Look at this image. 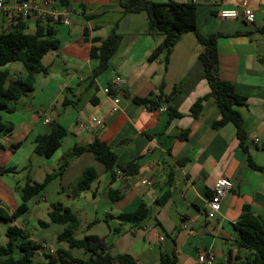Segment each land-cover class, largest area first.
I'll use <instances>...</instances> for the list:
<instances>
[{"label": "crops", "instance_id": "obj_1", "mask_svg": "<svg viewBox=\"0 0 264 264\" xmlns=\"http://www.w3.org/2000/svg\"><path fill=\"white\" fill-rule=\"evenodd\" d=\"M121 2L67 0L68 5L60 8L66 10L64 17L68 21H64L63 16L55 21L50 15L60 46L44 55L43 63L48 70L36 75L31 96L28 93L15 104L14 111L21 109L24 114L21 124L25 125L21 132L13 134L20 124L11 122V138L0 140L3 146L0 149V199L4 204L7 200L12 206L10 211L17 207L15 191L20 187L19 180L8 173L26 167L20 165L27 160L25 152L21 151L24 141L39 123L49 127L33 138L32 153L38 154L35 138L50 130L46 118L62 123L59 119L64 107L69 106L77 114L75 126L70 130L72 148L75 144L87 145L98 137L116 153L119 166L132 161L139 164L137 173L120 172L110 182L105 165L92 152L74 154L68 160L59 177L62 190L68 191V196L73 195L77 201L84 197L95 202L100 193L105 194L109 204L103 210L105 217L102 219L116 224L112 227L109 223V231L91 234L106 236L113 243L114 255L129 253L138 264H161V257L167 254L176 257L175 264H230L226 249L231 248L234 254L237 252L239 233L234 223L244 205H250L255 214L264 218V0H195L198 30L205 35L219 34L220 78L231 82L235 91L247 98L246 104L235 105L244 120L247 150L240 146L234 123L213 127L221 116L213 96L203 100L197 116L193 114L194 103L211 92L199 57L204 45L195 33L188 31L181 35L166 68L163 53L149 59L164 35L157 30L148 31V14L141 16L143 11L126 13ZM244 6L255 10L260 7L253 22L242 17L219 16L222 9ZM24 20L27 31L34 33L37 19L30 16ZM11 25L12 20L6 15L5 29ZM114 27L121 35L120 43L110 58L108 69L95 76L93 69L98 60L91 58L90 52L92 45L99 42H94L93 38H106ZM130 34L134 35L127 38ZM6 65L2 68L9 70L10 77H17L11 75L17 71H11ZM116 75L126 81L115 92L120 96L119 109L112 111V97L104 88ZM160 84H163L162 98L167 101L158 107L134 100L149 96ZM34 99L45 103L35 108ZM60 99L61 106H57ZM44 104L46 108L41 107ZM169 106L180 114L172 116ZM17 154L20 156L16 159ZM249 158L261 168L252 166ZM90 166L95 167L97 177L89 188L79 190L77 181ZM221 176L229 177L233 188L224 197L217 214L208 217V198ZM110 189L119 190L122 197L111 200L108 197ZM168 192V199L158 203ZM73 203L65 204L79 222L80 211L83 216L92 218V212L88 213L79 205L76 211ZM142 203L149 214L141 223L123 222L118 218L123 212L136 211ZM102 219H91V222ZM63 227L61 224L55 232L56 239ZM32 240L43 247L52 246L48 236L32 237ZM58 244V248H69L67 242ZM71 251L74 254V249ZM204 251L214 254V261L199 262V255ZM35 260H45L42 249L37 251Z\"/></svg>", "mask_w": 264, "mask_h": 264}, {"label": "trees", "instance_id": "obj_2", "mask_svg": "<svg viewBox=\"0 0 264 264\" xmlns=\"http://www.w3.org/2000/svg\"><path fill=\"white\" fill-rule=\"evenodd\" d=\"M124 12L146 11L148 14V31L157 30L164 35L163 41L153 50L149 56L150 60L157 58L161 53H165V67L169 63L170 55L174 45L178 42L184 32L193 31L200 43L204 45V50L199 57L202 60L205 70V78L209 81L211 92L197 100L192 111L197 116L202 109V102L213 96L221 109V116L213 123V127L218 128L225 123L232 122L236 126L237 136L240 146L247 150V134L244 128V120L235 105L246 104L247 98L235 91L234 85L219 76V52L218 33L209 35L203 34L197 28L196 22V2L195 0H122ZM67 0H58L56 7L67 6ZM51 16L37 19V28L34 33L27 31L24 19L14 17L9 29H5L6 14L0 10V134H5L13 130V124L3 125L2 111L12 112L15 110V101L27 95L35 87L36 75L46 73L48 68L43 63L44 55L60 46V40L55 36L56 31L51 24ZM121 40V35L116 27L104 39L93 38L91 47V58L98 60L94 67V75L97 76L109 67V61L116 52ZM22 61L27 74L25 77H10V72L2 68L12 61ZM163 84L152 91L147 97H135L137 103H143L152 108L158 107L167 99L162 98ZM68 100L64 103L67 105ZM172 116L180 113L169 106ZM68 133V129L58 120L50 123V130L39 134L35 138V152L51 157L62 144V138ZM183 136V135H182ZM186 137V135H184ZM18 145V144H17ZM3 146L0 145V149ZM75 155L84 152H92L95 157L105 165L109 174V181H114L118 176V170L123 174H135L139 170L136 161L129 162L126 166H119L116 153L102 140L96 137L87 145L75 144L72 148ZM249 162L252 166L261 168L255 164L251 158ZM68 160L64 159L59 167L48 172L43 181L28 180L22 187L21 201L13 210L5 207L0 199V221L9 223L7 228V245H0V264H138L137 260L129 253L113 254L111 249L113 243L106 236L99 234H85L83 237L74 235L80 222L72 209L62 201L51 203L48 211L49 221L39 220L40 225L46 227L50 222L62 224L63 230L58 234L59 242L68 243L69 248H58L57 253L52 254L44 251L45 260L36 261L35 255L43 248L39 242L32 240V233L27 228L13 223L29 210V200L45 189V187L55 178L60 177ZM97 177L95 167L90 166L85 169L82 176L77 181L79 190L87 189ZM170 192L163 195L165 202ZM108 197L119 200L122 195L119 190H108ZM149 210L145 204H140L133 212H123L118 218L123 222L135 224L141 223L147 217ZM234 228L239 233L236 242L237 252L234 254L230 248L227 252V260L230 264H264V218L255 214L250 205H244L243 211L238 220L234 223ZM83 248L89 255L79 257L72 253V249ZM176 257L169 254L161 257V264H175Z\"/></svg>", "mask_w": 264, "mask_h": 264}, {"label": "rangeland", "instance_id": "obj_3", "mask_svg": "<svg viewBox=\"0 0 264 264\" xmlns=\"http://www.w3.org/2000/svg\"><path fill=\"white\" fill-rule=\"evenodd\" d=\"M262 10V8H261ZM260 10H258L259 12ZM143 15L141 16H146V11L142 12ZM240 17V16H238ZM187 32H184L185 34ZM134 34H130L129 36L126 35L127 38H131V36ZM202 46V45H201ZM163 61H165V53L162 54ZM11 71H17L16 74L11 73L12 76H20V77H25L24 75L27 74V70L23 64L22 61H12L9 62L6 65ZM109 71V70H108ZM106 73V72H105ZM31 91L29 92L30 95ZM31 96V95H30ZM34 104L35 108H39L41 103H45L43 100L40 102L38 99H34ZM19 101H15V104H18ZM57 106H61V99L56 102ZM41 107L46 108L47 104L42 105ZM65 110L62 112V117L59 119L62 121L64 126L68 129V133L62 138V144L61 146L57 149L55 154L53 155L52 158L46 157L44 155L40 154H33V138L35 137L36 133H39L40 131H47L49 127H46L42 125V123H39V127H37L34 132L29 136L28 139L24 141L23 147L21 151L25 152V159L27 158L26 162L24 164L20 165H26L24 169L19 170L16 173L9 172L8 174L14 176L19 180V188L16 189L15 191V197L17 198L18 203L21 201V191L23 185L28 181L29 178L34 179L36 181H42L45 177V175L49 171H53L59 167L61 162L64 159L69 160L71 156H74V153L72 152V135L70 134V130L75 126V118L77 116L76 111L72 107H64ZM3 115V125L10 124L11 122H14L15 124H20L19 128L14 130L13 134L17 135L18 133L21 132L22 128L24 127L25 124H21L24 114L21 109H17L16 111L13 112H7V111H2L1 112ZM12 133L4 134L2 131L0 134V140L6 141L7 138H11L9 135ZM32 153L31 159H29V155ZM20 156V154H17L16 159ZM61 161V162H60ZM21 162V161H20ZM22 163V162H21ZM60 178L57 177L54 180H52L43 191L35 195L31 200H29V210L26 211L24 214H22L18 220L16 221L17 225L22 226L24 228H27L29 231L32 233V237H41V236H48L50 237L52 241V246L47 245V247H43L42 250L43 252H50L49 248H53L55 250L54 253H57V249L59 246V242L55 238V232L59 231V227L61 224L59 223H52L50 222V226L48 227H43L40 225L39 220H47L49 221V215L48 211L50 210L51 203L56 202V201H62L64 203L66 202H75L73 203V208L77 211V206L83 207L85 211L88 213L92 212V218L91 219H99L105 217L103 210L106 206H108L109 203L108 201L105 200V194H99L98 201H93L92 198H89L88 200L82 197L83 199H78L75 200L73 195L68 196V191L62 190V186L60 184ZM71 197L73 199H71ZM95 200V199H94ZM2 203L4 204L3 200H1ZM5 201V200H4ZM5 207L9 209L12 207L10 204H8L7 200L5 202ZM80 211V210H78ZM81 220L80 224L75 231L74 235L76 237H83L85 234H89L92 232H99V233H104L103 231H109V223L111 224L112 227H114L115 221H110L107 219H102V220H96L94 222H91V219L88 218L87 216H83L81 213L82 211L79 212ZM99 222V223H98ZM9 226V223L6 221H0V245H7L8 242V236L6 233V230ZM108 239V238H107ZM110 240V239H108ZM58 245V246H57ZM229 251V249H226V253ZM53 253V254H54ZM74 254L79 257H87L89 253L83 249V248H75L74 249ZM2 258V255H0V259Z\"/></svg>", "mask_w": 264, "mask_h": 264}, {"label": "built area", "instance_id": "obj_4", "mask_svg": "<svg viewBox=\"0 0 264 264\" xmlns=\"http://www.w3.org/2000/svg\"><path fill=\"white\" fill-rule=\"evenodd\" d=\"M58 0H43V3L39 0H0V10H2L11 20L14 17H20L26 19L30 16L35 17L36 19L44 18L48 15H52L55 21L62 19L68 21L64 17L66 10L64 8L56 7ZM260 10L258 7L256 10L249 6H244L241 9L239 8H229L222 9L219 11V16L221 18H233V17H242L243 20L247 22H253L256 16V11ZM125 78L116 75L110 85H107L104 88V92L112 97L113 107L112 111L119 109L120 96L115 92L120 90L121 86L125 83ZM51 118L47 117L46 122L51 123ZM120 173V171L118 170ZM233 188V183L227 176H221L217 179L212 193L208 198V217H214L219 209L221 208L222 201L224 197L231 191ZM50 253H54L53 248H49ZM55 254V253H54ZM214 254L204 251L199 255V262H212L214 261Z\"/></svg>", "mask_w": 264, "mask_h": 264}]
</instances>
